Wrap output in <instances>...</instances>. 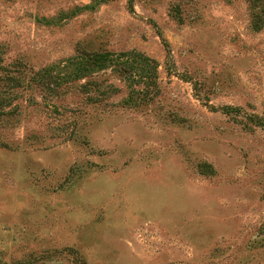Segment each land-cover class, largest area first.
I'll return each mask as SVG.
<instances>
[{"label":"rangeland","instance_id":"obj_1","mask_svg":"<svg viewBox=\"0 0 264 264\" xmlns=\"http://www.w3.org/2000/svg\"><path fill=\"white\" fill-rule=\"evenodd\" d=\"M0 66V264H264V0H0Z\"/></svg>","mask_w":264,"mask_h":264},{"label":"trees","instance_id":"obj_2","mask_svg":"<svg viewBox=\"0 0 264 264\" xmlns=\"http://www.w3.org/2000/svg\"><path fill=\"white\" fill-rule=\"evenodd\" d=\"M128 52H118V53H113L110 51H98V52H90L86 50H81L78 54V57L73 61V69L70 73H67L66 75H62L60 77V85L66 82L68 79L71 78H82V77H88L93 72H96L98 70H103L108 67L111 68L112 71H124L125 74L123 75L124 77L130 76L131 71H127V67L124 66V64L128 61L130 56L135 55L139 56L142 59H144L147 62H151V74L148 75L146 78L145 82L148 85L154 84V72H152V69L156 67V62L152 58H148L146 56L142 57L137 54H129V58H126ZM125 57V58H124ZM17 64L19 65L20 62ZM149 64H147L148 66ZM1 68V66H0ZM129 70V69H128ZM17 71L20 70H15V68L8 69L7 72L4 73V75H0V82L8 86L9 90L8 91H0V115H9L12 114L13 110L7 108L8 106L11 105L12 100L16 97V92L15 89H17L20 86H24L23 80L20 76L15 75L14 73H17ZM22 71V70H21ZM22 80V82H21ZM40 83H47L45 80H39ZM90 81L88 80L87 83ZM96 84L95 81L93 83L90 82V85ZM49 87V86H48ZM90 99H96V98H90Z\"/></svg>","mask_w":264,"mask_h":264}]
</instances>
